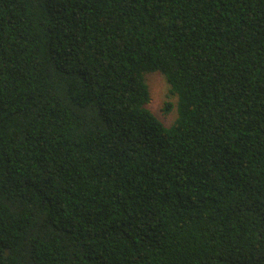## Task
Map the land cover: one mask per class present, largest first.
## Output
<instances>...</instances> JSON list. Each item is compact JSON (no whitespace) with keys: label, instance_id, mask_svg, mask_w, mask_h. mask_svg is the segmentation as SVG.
Wrapping results in <instances>:
<instances>
[{"label":"trees","instance_id":"16d2710c","mask_svg":"<svg viewBox=\"0 0 264 264\" xmlns=\"http://www.w3.org/2000/svg\"><path fill=\"white\" fill-rule=\"evenodd\" d=\"M0 264H264V0H0Z\"/></svg>","mask_w":264,"mask_h":264},{"label":"rangeland","instance_id":"374dc122","mask_svg":"<svg viewBox=\"0 0 264 264\" xmlns=\"http://www.w3.org/2000/svg\"><path fill=\"white\" fill-rule=\"evenodd\" d=\"M147 83L150 90V100L147 106L165 123L169 124L175 117L176 97L169 93V85L159 72L150 74L147 78ZM166 102H172L171 110L164 111Z\"/></svg>","mask_w":264,"mask_h":264}]
</instances>
